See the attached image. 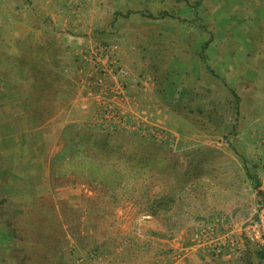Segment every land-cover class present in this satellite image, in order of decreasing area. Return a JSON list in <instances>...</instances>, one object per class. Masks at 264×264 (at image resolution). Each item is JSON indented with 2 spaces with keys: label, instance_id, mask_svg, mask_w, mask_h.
I'll return each instance as SVG.
<instances>
[{
  "label": "rangeland",
  "instance_id": "374dc122",
  "mask_svg": "<svg viewBox=\"0 0 264 264\" xmlns=\"http://www.w3.org/2000/svg\"><path fill=\"white\" fill-rule=\"evenodd\" d=\"M58 9L128 68L137 127L74 128L14 173L0 106V264H264L235 243L264 191V0H0V102L33 91Z\"/></svg>",
  "mask_w": 264,
  "mask_h": 264
},
{
  "label": "crops",
  "instance_id": "0c3cea01",
  "mask_svg": "<svg viewBox=\"0 0 264 264\" xmlns=\"http://www.w3.org/2000/svg\"><path fill=\"white\" fill-rule=\"evenodd\" d=\"M59 11L58 9V12L53 14V22L60 25L59 30L51 29L49 33L37 30L34 33L37 41H34L35 47L31 51V58L36 61L35 70L42 77L36 80L33 71V82H38L33 91L15 95L16 99L11 98L12 93L8 94L9 98L1 95L0 106L9 110L5 123L10 135L12 133L14 150L19 156L18 163L25 165L24 169L13 170L14 173L40 172V167H28L44 163L40 157L46 148L49 152L47 160L49 161L58 148L66 145L65 142L57 147L52 142L57 141L59 134H70L74 128L80 127L113 130L121 127L104 113L98 97L89 96L87 93L88 76L94 72L90 68L83 69V61L79 56V52L89 46L85 18L79 16L80 13L66 17L65 12ZM94 20L96 19H92L90 23ZM106 22L102 21L100 24L104 25ZM26 81L28 78H25L24 82ZM130 114V107L125 106L124 117ZM260 119L264 123L261 116ZM248 125L250 128L256 126L253 122ZM14 173L8 175L9 180L28 178L23 173ZM260 176L264 183V169ZM207 259L218 264L209 257Z\"/></svg>",
  "mask_w": 264,
  "mask_h": 264
},
{
  "label": "built area",
  "instance_id": "2783aa9c",
  "mask_svg": "<svg viewBox=\"0 0 264 264\" xmlns=\"http://www.w3.org/2000/svg\"><path fill=\"white\" fill-rule=\"evenodd\" d=\"M79 56L83 61V69L90 68L94 72L88 76V95L98 97L104 113L114 119L117 126L137 127L136 123L133 126L128 121L130 116L125 118L123 115V108L128 103L124 88L129 70L119 61L113 46L110 43H99L83 49ZM261 143L264 147V138ZM236 240L235 243L243 242L264 252V191L255 214L244 221L241 235Z\"/></svg>",
  "mask_w": 264,
  "mask_h": 264
},
{
  "label": "trees",
  "instance_id": "16d2710c",
  "mask_svg": "<svg viewBox=\"0 0 264 264\" xmlns=\"http://www.w3.org/2000/svg\"><path fill=\"white\" fill-rule=\"evenodd\" d=\"M210 70H211L212 73H214V71H213L212 69H210ZM39 75H40V74L37 73L38 80L42 77V75H41V77H40ZM27 78H28V77H27ZM36 82H37V81H36ZM36 82H33L32 85L35 86ZM233 94H234V92H233ZM105 146H106V145H105ZM105 146H104L103 144L101 145V148H103L104 151H105V148H106ZM64 147H67V145L64 146ZM64 147H63V148H64ZM262 152H263V151H262ZM106 155H107V157H109V158H108V161L112 162V164L115 165L116 162L113 160V158L111 159V157H110L111 154L107 153ZM262 157H263V160H264V153H263V155L261 156V160H262Z\"/></svg>",
  "mask_w": 264,
  "mask_h": 264
},
{
  "label": "water",
  "instance_id": "95a60500",
  "mask_svg": "<svg viewBox=\"0 0 264 264\" xmlns=\"http://www.w3.org/2000/svg\"><path fill=\"white\" fill-rule=\"evenodd\" d=\"M201 264H214L210 260L206 259Z\"/></svg>",
  "mask_w": 264,
  "mask_h": 264
}]
</instances>
